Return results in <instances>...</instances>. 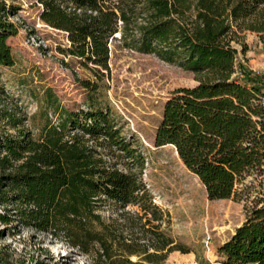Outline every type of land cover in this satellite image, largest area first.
Listing matches in <instances>:
<instances>
[{"label":"trees","instance_id":"1","mask_svg":"<svg viewBox=\"0 0 264 264\" xmlns=\"http://www.w3.org/2000/svg\"><path fill=\"white\" fill-rule=\"evenodd\" d=\"M38 2L41 19L67 33L66 51L80 60L109 68V43L121 32L133 49L198 75V84L179 87L165 102L155 142L175 148L210 199L230 198L238 181L264 172V82L236 76L233 45L244 31L264 42V0ZM14 13L0 0V66L15 64L7 41L18 32ZM8 98L0 87V223L61 237L94 264H172L168 255L179 245L162 227L165 212L139 175L109 161L105 148L125 146L107 114L69 113L35 138ZM107 202L117 217L103 218ZM218 253L220 264H264V204Z\"/></svg>","mask_w":264,"mask_h":264},{"label":"rangeland","instance_id":"2","mask_svg":"<svg viewBox=\"0 0 264 264\" xmlns=\"http://www.w3.org/2000/svg\"><path fill=\"white\" fill-rule=\"evenodd\" d=\"M9 3L15 6L10 20L18 32L7 40L15 64L0 66V87L12 103L7 106L20 107L35 138L43 134L47 123L70 120L69 113L104 111L125 146L105 148L110 163L140 176L153 202L165 212L163 229L179 245L169 253L168 262L220 264L219 247L254 207L264 204V172L253 171L238 181L230 198L210 199L203 182L175 148L156 145L165 102L179 87L198 84V75L153 53L133 49L125 44L121 32L110 40L109 68L98 67L67 53V33L41 19L38 0ZM240 35L233 42L236 76L248 72L264 82V42L256 32ZM116 207L107 202L101 211L103 218L117 217ZM0 264L94 262L61 237L0 223Z\"/></svg>","mask_w":264,"mask_h":264}]
</instances>
